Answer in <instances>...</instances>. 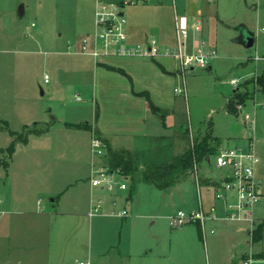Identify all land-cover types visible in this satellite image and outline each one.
<instances>
[{"label": "rangeland", "instance_id": "374dc122", "mask_svg": "<svg viewBox=\"0 0 264 264\" xmlns=\"http://www.w3.org/2000/svg\"><path fill=\"white\" fill-rule=\"evenodd\" d=\"M93 5L94 0H0V176L8 163L7 146L12 139L25 135L27 129L45 130L42 140L36 145L38 138L32 137L28 153L16 159L52 160V175L43 166L37 168V189L62 196L67 207L78 202L80 210L86 181L84 177L81 181L75 178L83 172L80 163L85 147L78 140L84 129L64 123L80 122L81 127H87L84 117L90 112L89 103L77 86L88 78L86 72L78 68L83 63L81 60L88 58L71 52L79 48L81 38L93 30ZM192 7L195 13L203 15L204 49L206 52L214 49L215 57L209 66L187 69L179 75L174 87L181 91L174 92L177 100L174 114L166 118L165 127L160 122L157 132L153 130L147 140L133 143L136 149L132 152L137 154L140 168L148 160L165 159L183 152L194 137L208 128L222 139L248 134L255 109H260L264 128V108L261 107L264 93L258 91L257 83L264 68V0H152L127 4L122 11L128 33L140 37L156 32L172 45L174 12L183 16L192 11ZM249 34L254 42L251 47H245L241 40L245 41ZM255 56L260 59L255 60ZM231 79L240 80L233 86ZM233 89L240 93L256 90L245 100L241 111L237 110V115L226 111L227 98ZM246 115L251 120L247 125L243 121ZM24 126L27 129H23ZM9 131H13V135ZM184 134L187 137H183ZM117 144L126 146L122 140L112 145ZM36 146L40 150L38 157L32 154ZM255 150L259 158L255 178L261 196L253 207V226H245L250 234L257 222L264 221V136L256 140ZM24 170L30 171L29 168ZM218 177V171L209 170L200 162L196 171L169 190L160 191L140 179L134 184L128 180L132 191L127 203L128 224H123L121 229L116 217L92 218V225H96L92 233L93 249L102 251L109 245V264H118L115 261L118 256H127L123 250L137 254L140 243L153 238L165 246L167 264H227L249 249L264 253V228L261 240L252 243L250 234L236 232L232 221L219 223L214 234L208 232L207 223V230L204 235L201 232L200 237L195 224L182 228L169 226L167 216L178 208H185L180 203L185 190L192 188L196 193V185L199 186L204 203L209 204L213 201L209 185ZM153 220L155 223H151ZM79 222L81 226H89L88 217H79ZM227 225L230 226L222 230ZM115 239L119 246L117 242L112 243Z\"/></svg>", "mask_w": 264, "mask_h": 264}, {"label": "crops", "instance_id": "0c3cea01", "mask_svg": "<svg viewBox=\"0 0 264 264\" xmlns=\"http://www.w3.org/2000/svg\"><path fill=\"white\" fill-rule=\"evenodd\" d=\"M196 15L200 19L203 18V15L195 13V8L192 7V11H188L183 16H188L189 18ZM147 39H154L161 48L172 49L174 47V43L172 45L168 44L156 32L150 34V36L139 37L133 33H128L126 30L127 44L141 43ZM189 43L190 45L191 43L205 44L203 26L199 32L190 33ZM77 49L75 48L71 53L88 58V60H81L83 63L78 65L79 70L82 73L86 72L88 78L82 80V82L80 81L77 88L79 93L83 95L84 100L89 103L90 112H86L87 116L84 117L86 119L85 123L89 127H81L80 122H65L64 124L84 129L83 133H81V140L78 137V141L85 147L84 156L80 163L83 172L75 178V181H81L82 177H84L86 181L82 209L77 208L78 202H74L73 207H67L61 199L62 196L58 197L53 192L37 189V168L43 166L47 169L48 174L52 175V160L48 158L46 161L39 158L29 160L16 159L17 156L28 153L32 137L38 138L35 139L37 145V141L42 140V136L46 135V131L38 129L36 132L29 134L25 142L16 141L13 151L9 155L8 163L0 176H3L0 181V264H78V261L85 257L90 260L91 264H109L110 258L107 256V246L109 245L104 246L102 251L93 249L92 233L96 229V225H92V218L99 216L112 218L116 216L104 214L93 217L87 216L90 198L96 192L88 182L90 163L92 161L90 140L94 132H97L102 137L107 138L112 148L133 151L136 149L133 145L134 142L147 140L153 130L157 132L160 122L161 126L165 127L164 121L167 117H171L176 110L177 100L174 86L182 73L177 68L172 57L165 55L153 58L108 55L96 59L89 54L78 52ZM262 72H264V68L259 74ZM255 91L248 92L245 100L252 97ZM232 92L228 96L227 101L231 97ZM150 103L156 106L160 112H152ZM259 110H254L252 127L248 134L246 132L247 139L253 141L254 147L256 140L264 136V128L261 126V118L263 116L259 113ZM245 135L242 133L231 135L226 139L221 138V143L245 145L248 141L244 140ZM119 140L126 142V146L112 145ZM38 152H40L38 146L34 147L32 154L38 157ZM24 168H29L30 171L28 172L27 170L26 172ZM131 192L128 184L126 191L128 199L123 203L126 208L132 195ZM200 197L198 192L194 193L192 188L186 189L185 195L180 199V203L185 208L178 209L191 210L197 208L200 204ZM108 201L109 199H107L104 206V211L109 209ZM212 202L205 204L201 197V205L204 207H207ZM55 204L57 207H55ZM81 216L83 218L88 217L89 226L87 228L80 225L79 217ZM116 218H118L117 222H119L121 229L123 224H128L127 216ZM222 222L208 223V229L213 228L216 230L215 226ZM151 223H155V220ZM192 224H195L197 231V223ZM234 224L236 232H243L240 230L242 227L240 224ZM228 226L230 225L223 227L222 230L224 228L227 229ZM153 241H155L154 238L152 241L146 239L144 243H140V246L137 243L136 246H139L137 254L123 250V254H127V256H118L115 259L116 263L167 264L165 246ZM116 242L117 244L119 243L117 239L112 243L116 244ZM110 243L108 242L107 244ZM251 250L254 251L253 249ZM254 252L264 255L262 251ZM243 254H240L239 258ZM239 258H232L227 264H235Z\"/></svg>", "mask_w": 264, "mask_h": 264}, {"label": "built area", "instance_id": "2783aa9c", "mask_svg": "<svg viewBox=\"0 0 264 264\" xmlns=\"http://www.w3.org/2000/svg\"><path fill=\"white\" fill-rule=\"evenodd\" d=\"M150 1L152 0H94V29L81 38L77 51L96 59L108 55L152 58L159 55L170 56L182 74L187 69L209 66L210 60L215 57V50L206 52L204 43H191V45L189 43L190 33L199 32L202 27L201 19L197 15L188 18V16H178L174 12L172 49L161 48L154 39H147L141 43H126V19L122 11L124 6ZM258 58L255 56V59ZM239 80L231 79L230 84L236 86ZM174 91L179 92L181 89L176 87ZM242 106L243 104L236 106L239 112ZM261 107L264 108V103ZM243 121L247 124L250 119L246 115ZM105 153L103 141L93 134L90 140L92 161L88 182L96 192L90 198L87 216L104 214L126 217L128 210L123 203L128 199L126 194L128 178L118 169L109 167ZM258 162L259 158L251 139L245 145L221 143L218 150L209 157V163L204 161L209 170L214 169L219 173L217 181L209 185L212 189L213 202L207 207L202 206L199 186L196 185L200 197L199 206L191 210H175L167 216L169 226L180 228L189 223H197L203 235L207 230V223L232 221L243 227L253 226L255 222L253 207L261 196L259 182L255 178ZM196 170L197 166L194 171ZM107 199H109V209L104 211ZM214 231L213 228L208 229L209 233ZM78 264H91V262L89 259H82ZM235 264H264V255H259L250 249Z\"/></svg>", "mask_w": 264, "mask_h": 264}, {"label": "trees", "instance_id": "16d2710c", "mask_svg": "<svg viewBox=\"0 0 264 264\" xmlns=\"http://www.w3.org/2000/svg\"><path fill=\"white\" fill-rule=\"evenodd\" d=\"M259 90L264 92V72H262L257 80ZM248 92L240 93L238 90L232 92L231 97L226 103V111L230 114L236 115L238 104H243ZM152 112L159 113L160 111L152 103L149 104ZM6 126V122L2 123ZM87 125L88 124H84ZM86 127V128H87ZM23 129H27L24 126ZM35 131L27 129L25 135L12 139L11 143L7 146L9 154L13 151L14 143L16 141L25 142L27 136ZM10 135H13V131H9ZM94 134L100 138L105 146V160L110 168L118 169L123 175H125L131 184H134L138 179L148 183L158 190H169L174 185L182 182L190 173L195 169V166L200 162H204L207 157H211L219 148L221 144V138L213 134L212 129H206L202 134L194 137L191 141V145L183 152L167 156L165 159L148 160L140 168L138 163L137 154L128 149H115L106 142L99 133ZM187 135H183V137ZM133 186V185H131ZM264 228V221L257 222L251 230V242L255 243L261 240L262 231ZM197 232L200 237V229L197 224Z\"/></svg>", "mask_w": 264, "mask_h": 264}, {"label": "water", "instance_id": "95a60500", "mask_svg": "<svg viewBox=\"0 0 264 264\" xmlns=\"http://www.w3.org/2000/svg\"><path fill=\"white\" fill-rule=\"evenodd\" d=\"M19 13L22 14V6H20V8H19ZM241 41H242V43L244 44L245 47H251L253 45L254 39H253L252 34H249L245 41L244 40H241ZM205 161L207 163H209V157H207L205 159ZM240 230H242L243 232H245L247 235L250 234V229H248L247 227H243L242 226L240 228Z\"/></svg>", "mask_w": 264, "mask_h": 264}]
</instances>
